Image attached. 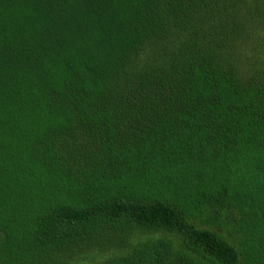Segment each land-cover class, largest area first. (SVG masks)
<instances>
[{
    "label": "trees",
    "instance_id": "1",
    "mask_svg": "<svg viewBox=\"0 0 264 264\" xmlns=\"http://www.w3.org/2000/svg\"><path fill=\"white\" fill-rule=\"evenodd\" d=\"M0 264H264V0H0Z\"/></svg>",
    "mask_w": 264,
    "mask_h": 264
}]
</instances>
